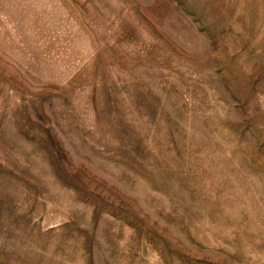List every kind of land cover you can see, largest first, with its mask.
<instances>
[{"label": "rangeland", "instance_id": "rangeland-1", "mask_svg": "<svg viewBox=\"0 0 264 264\" xmlns=\"http://www.w3.org/2000/svg\"><path fill=\"white\" fill-rule=\"evenodd\" d=\"M0 264H264V0H0Z\"/></svg>", "mask_w": 264, "mask_h": 264}]
</instances>
